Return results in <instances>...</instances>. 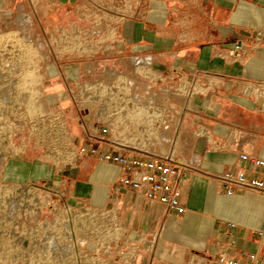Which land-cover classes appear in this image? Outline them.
<instances>
[{
    "label": "crops",
    "instance_id": "obj_1",
    "mask_svg": "<svg viewBox=\"0 0 264 264\" xmlns=\"http://www.w3.org/2000/svg\"><path fill=\"white\" fill-rule=\"evenodd\" d=\"M21 11L39 31L55 32L90 31L97 12L107 14L114 66L121 68L127 53L130 77L144 80L147 94L185 97L178 126L184 144L174 154L188 171L180 184L182 214L117 185V169L84 157L78 149L89 145L72 128L75 156L65 175L53 170L56 193L111 221L105 264H193L247 253L264 261V194H226L212 176L244 170L264 180V166L255 171L239 156L264 160V0H0V25ZM239 40L247 49L233 56ZM67 75L75 78V68ZM27 169L18 175H50L42 161Z\"/></svg>",
    "mask_w": 264,
    "mask_h": 264
},
{
    "label": "rangeland",
    "instance_id": "obj_2",
    "mask_svg": "<svg viewBox=\"0 0 264 264\" xmlns=\"http://www.w3.org/2000/svg\"><path fill=\"white\" fill-rule=\"evenodd\" d=\"M26 14L0 25V264H105L111 221L56 193L54 173L65 175L75 156L72 128L81 138L79 120L102 118L118 141L174 156L185 97L147 94L145 81L130 77L127 53L114 66L107 14L97 12L84 32L39 31ZM36 161L49 165L46 179L18 175Z\"/></svg>",
    "mask_w": 264,
    "mask_h": 264
},
{
    "label": "built area",
    "instance_id": "obj_3",
    "mask_svg": "<svg viewBox=\"0 0 264 264\" xmlns=\"http://www.w3.org/2000/svg\"><path fill=\"white\" fill-rule=\"evenodd\" d=\"M257 32L254 39H259ZM247 49V43L239 40L232 49L233 56H240ZM78 129L83 141L89 145L78 150L84 156H91L97 162L117 169L115 183L136 194L161 202L165 210L178 214L187 211L180 199V184L187 176V167L180 164L171 154H158L146 149L127 145L114 138L108 124L101 118L79 120ZM254 169L264 166V160L241 153ZM226 194L237 190H249L264 194V180L248 175L244 170H224L212 175ZM193 264H264L255 253H247L243 259L218 255L199 257Z\"/></svg>",
    "mask_w": 264,
    "mask_h": 264
},
{
    "label": "bare ground",
    "instance_id": "obj_4",
    "mask_svg": "<svg viewBox=\"0 0 264 264\" xmlns=\"http://www.w3.org/2000/svg\"><path fill=\"white\" fill-rule=\"evenodd\" d=\"M55 72H56V71H54V72H52V73H55ZM23 188H24V187H20V188L18 189V192H19V191H22ZM18 197H19V196H18ZM52 243H53V239L50 240V244H51V245H52ZM53 246H54V245H53Z\"/></svg>",
    "mask_w": 264,
    "mask_h": 264
}]
</instances>
